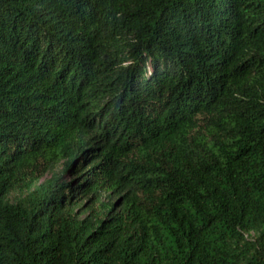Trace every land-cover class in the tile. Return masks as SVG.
Returning <instances> with one entry per match:
<instances>
[{
    "label": "trees",
    "instance_id": "1",
    "mask_svg": "<svg viewBox=\"0 0 264 264\" xmlns=\"http://www.w3.org/2000/svg\"><path fill=\"white\" fill-rule=\"evenodd\" d=\"M0 264H264V0H0Z\"/></svg>",
    "mask_w": 264,
    "mask_h": 264
},
{
    "label": "rangeland",
    "instance_id": "2",
    "mask_svg": "<svg viewBox=\"0 0 264 264\" xmlns=\"http://www.w3.org/2000/svg\"><path fill=\"white\" fill-rule=\"evenodd\" d=\"M65 176H68V174H66ZM50 177L49 173H45L42 177V180L48 179Z\"/></svg>",
    "mask_w": 264,
    "mask_h": 264
},
{
    "label": "water",
    "instance_id": "3",
    "mask_svg": "<svg viewBox=\"0 0 264 264\" xmlns=\"http://www.w3.org/2000/svg\"><path fill=\"white\" fill-rule=\"evenodd\" d=\"M82 187H84V185Z\"/></svg>",
    "mask_w": 264,
    "mask_h": 264
}]
</instances>
